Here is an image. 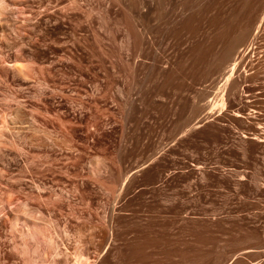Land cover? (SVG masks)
<instances>
[{
  "label": "rangeland",
  "instance_id": "1",
  "mask_svg": "<svg viewBox=\"0 0 264 264\" xmlns=\"http://www.w3.org/2000/svg\"><path fill=\"white\" fill-rule=\"evenodd\" d=\"M0 264H264V0H0Z\"/></svg>",
  "mask_w": 264,
  "mask_h": 264
},
{
  "label": "bare ground",
  "instance_id": "2",
  "mask_svg": "<svg viewBox=\"0 0 264 264\" xmlns=\"http://www.w3.org/2000/svg\"><path fill=\"white\" fill-rule=\"evenodd\" d=\"M40 27V26H39ZM83 28V27H82ZM81 27H80V30H85V29H82ZM77 30H79V29H77V27H75L74 29L72 28V31H74V32H76ZM220 105V104H219ZM220 106H222V107H224L225 106V101H224V99H222V103H221V105ZM32 230V229H31ZM28 233H30V229H29V232H27V234ZM28 240V239H27ZM31 240V239H30ZM29 240V241H30Z\"/></svg>",
  "mask_w": 264,
  "mask_h": 264
}]
</instances>
